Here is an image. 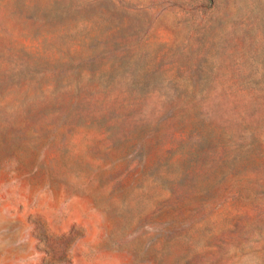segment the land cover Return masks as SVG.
Masks as SVG:
<instances>
[{
  "label": "rangeland",
  "instance_id": "obj_1",
  "mask_svg": "<svg viewBox=\"0 0 264 264\" xmlns=\"http://www.w3.org/2000/svg\"><path fill=\"white\" fill-rule=\"evenodd\" d=\"M0 264H264V0H0Z\"/></svg>",
  "mask_w": 264,
  "mask_h": 264
}]
</instances>
